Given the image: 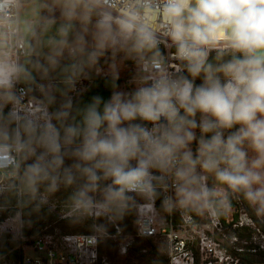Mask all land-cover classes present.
<instances>
[{
  "label": "clouds",
  "instance_id": "1",
  "mask_svg": "<svg viewBox=\"0 0 264 264\" xmlns=\"http://www.w3.org/2000/svg\"><path fill=\"white\" fill-rule=\"evenodd\" d=\"M61 190L94 233L237 200L264 222V0H0V209Z\"/></svg>",
  "mask_w": 264,
  "mask_h": 264
},
{
  "label": "rangeland",
  "instance_id": "2",
  "mask_svg": "<svg viewBox=\"0 0 264 264\" xmlns=\"http://www.w3.org/2000/svg\"><path fill=\"white\" fill-rule=\"evenodd\" d=\"M131 68L122 71L121 75V86L124 85L128 79ZM50 204L63 203L64 199H60L57 196L50 198ZM235 210L227 217L221 218L219 221L210 220L208 217H197L193 216V224L191 228L185 227L179 214L177 213L174 217V229L180 233V235L188 241L189 250L192 253L197 252L201 237H206L214 244V250L210 254H202L199 251V263L198 264H233L229 255L230 252L238 251L237 248L248 245L246 241L251 240V243L255 245L261 252H264V222L255 220L252 217L251 211L247 208L246 204L242 200L234 201ZM43 207L39 208L42 209ZM26 209H36L34 206H29ZM23 212L22 222V234L24 237L25 229L31 230L32 235L36 234V231L32 227L30 221L25 219V211ZM45 209V208H43ZM46 210V209H45ZM48 211V210H47ZM50 212V211H49ZM162 212V210H161ZM55 213L57 220L49 223L47 226L51 229H56L62 233L79 232L82 228L81 224L67 222L68 219H61L63 213L61 212H50ZM16 215L15 205L0 209V243L4 247H13V250L7 252L0 261L14 262L15 259L10 258L11 253L22 248L25 256H34V251L30 244L24 243L15 238L14 234L10 235L7 233V229L2 227L1 224L7 219H12ZM15 227L17 223L7 222ZM116 224V221H114ZM130 227L134 234L129 232V235H124L121 232V238L114 240L103 241L99 247V253L103 256L110 264H169L168 245L166 240L162 237L151 238V239H140L136 237V222H135V211L133 210V216L130 220ZM119 228V227H118ZM240 229L239 231H235ZM73 232V233H74ZM241 233V238L238 239L236 235ZM111 247L109 255V249ZM122 249L125 250L122 253ZM195 264V262L193 263Z\"/></svg>",
  "mask_w": 264,
  "mask_h": 264
},
{
  "label": "built area",
  "instance_id": "3",
  "mask_svg": "<svg viewBox=\"0 0 264 264\" xmlns=\"http://www.w3.org/2000/svg\"><path fill=\"white\" fill-rule=\"evenodd\" d=\"M63 203H54L42 206L50 212H61ZM156 208L158 209L157 202ZM179 214L185 227L191 228L193 219L180 211L168 212L161 211H141L137 214L135 211L136 237L140 239H151L162 237L168 245L169 264H193V255L189 250L188 241L174 229V217ZM63 218V214L61 216ZM13 219H7L1 224L7 229L8 234H14L15 238L30 244L34 251V256H25L22 248V254L19 260L14 262L0 261V264H110L99 253L101 242L107 240H118L122 236L114 221H104L113 225V232L94 233L92 229L85 234L62 233L48 226L40 229L36 234L24 237L22 234V223L12 227L7 223ZM93 223L91 220H87ZM100 221V222H101ZM89 235H96L97 242L93 243L87 239ZM198 255L210 254L214 250V244L206 237H201L199 242ZM200 251V253H199ZM125 250L122 249V253ZM210 264V263H209Z\"/></svg>",
  "mask_w": 264,
  "mask_h": 264
},
{
  "label": "trees",
  "instance_id": "4",
  "mask_svg": "<svg viewBox=\"0 0 264 264\" xmlns=\"http://www.w3.org/2000/svg\"><path fill=\"white\" fill-rule=\"evenodd\" d=\"M121 82L122 81L120 80V84H121ZM199 82L200 81L198 80L197 83H199ZM84 85L86 87H88L89 82L85 81ZM93 94H101L105 98H107L110 95V89L105 86L103 79L97 78L95 80L94 84H92L90 86L89 92L84 96V99L87 100L88 97L93 95ZM66 195H67V193L64 190H61V192L55 194V197L57 196L60 199H65ZM14 205H15V201H13V203L11 205H9L8 207H11ZM157 206H158V209H160V200H157ZM159 211H161V210H159ZM132 216H133V211H130L122 219L116 220L117 226L119 227V229H121V231L123 232L124 235H129V232L134 234L133 233L134 231L131 230V227H130V220H131ZM25 219L27 221H30V224L32 225V227L35 228L37 231V230L44 228L49 223L56 221L57 216L55 215V213H50L49 211H47L43 208L42 209H26ZM67 222H70V221H67ZM101 223H106V222L101 221ZM78 224H81L82 228L79 232L73 231L75 234H85V233L90 232L91 223H89L88 221H83V222H80ZM106 224H107V232H113V225L108 224V223H106ZM240 229L237 228V230H235V231H239ZM24 232H25L26 236L32 235L31 230L25 229ZM73 232H71V233H73ZM240 236H241V233H239V235H236V237L238 239L241 238ZM250 239H248V241H246V243L248 245H245L244 247H239V248H237L238 251L230 252L229 255H227L228 257H230L233 264H264V252H261L259 250V248H257L255 245H253L251 243ZM107 249H109V255H110L112 253V252H110L111 247L107 246ZM12 250H13V247H4V245H2L0 243V258L3 257L7 252H10ZM192 255H193V260H194L195 264H198L199 263L198 251L192 253ZM21 256H22V254L20 252V249H18L17 251L11 253L10 258L15 259V260H19L21 258ZM165 263L166 262H164L162 264H165Z\"/></svg>",
  "mask_w": 264,
  "mask_h": 264
}]
</instances>
